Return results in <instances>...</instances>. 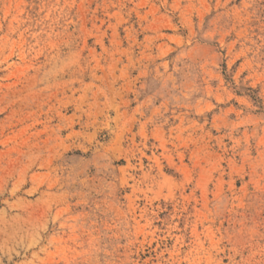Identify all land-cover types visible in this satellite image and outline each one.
<instances>
[{
	"label": "rangeland",
	"instance_id": "1",
	"mask_svg": "<svg viewBox=\"0 0 264 264\" xmlns=\"http://www.w3.org/2000/svg\"><path fill=\"white\" fill-rule=\"evenodd\" d=\"M0 264H264V0H0Z\"/></svg>",
	"mask_w": 264,
	"mask_h": 264
}]
</instances>
